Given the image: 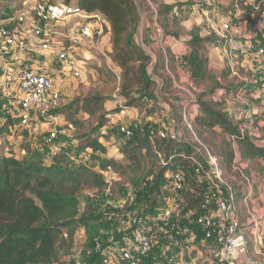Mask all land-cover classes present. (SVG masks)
<instances>
[{
  "label": "trees",
  "instance_id": "obj_1",
  "mask_svg": "<svg viewBox=\"0 0 264 264\" xmlns=\"http://www.w3.org/2000/svg\"><path fill=\"white\" fill-rule=\"evenodd\" d=\"M57 4L78 8L88 17H98L102 21L104 32L110 36L111 59L121 70L118 99L123 102V106L119 109L113 112L105 111V103L110 100L97 95H89L74 102L78 111L97 122L95 128L82 135L85 140L75 150L77 155L74 159L83 163L81 155L87 151L94 154L107 152L101 142L107 137V132H102V129L107 126L112 116L129 109H140L144 100L156 99L154 86L157 82L149 70V64L152 63L153 72H160L165 66L164 54L159 51L153 59L138 44L136 32L141 17L137 0H60ZM255 4L258 10H254L252 6H244L241 10L250 28L264 14V0H256ZM9 10L10 13L0 16V20L15 18L22 11V3L18 10L12 7ZM252 16L254 20H251ZM154 18L162 30L163 40L172 39L177 44L181 36L188 37L184 44L178 43L180 47L186 48L185 53L179 56L184 58L188 80L196 91L193 103L196 110L191 119L190 133L197 141L192 145L183 140L167 138L160 143L147 140L136 133V136L127 139L126 144L119 150L120 156L129 162L126 169H139L144 158L157 156V153L162 157L163 163L158 172L159 179L176 172L177 165L186 166L198 162L208 169L207 160L200 155V151L206 149L216 159L221 175L232 172L235 164L243 163L248 165V169L255 168L264 180V125L259 124V121H264V114L263 118H254L253 125L259 131V136L242 133L243 121L234 122L229 119L224 97L215 99L217 95H221L228 88L231 90L233 86V83L229 86L222 84L230 75V70H222L220 77H217L208 66V45H219L223 40H219L214 33L201 36L198 28L186 30L179 26L183 19L178 18L173 5L159 4ZM164 51L168 53V49ZM174 59L178 61L174 55L167 60V65L172 69L176 65ZM166 79L168 80L165 81L163 89L171 85V79ZM199 88L203 89L198 90ZM174 100L177 103L183 101L182 98ZM65 109L67 108L53 110L48 115L56 118L62 115ZM179 115L182 120L181 113ZM45 120L46 117L42 119ZM13 125L10 116L0 118V140L3 141L0 142V264H64V257L70 255L74 248L75 230L80 221L78 194L83 186L94 188L95 193L105 190L108 187L105 174L115 162L109 160L96 169L88 168L84 164L77 166L64 148L60 152L48 154V157H51V166H47L38 158H28L27 150L24 157L17 158L10 150L6 152L8 148L5 146L6 137L13 135ZM72 126L79 129L83 124L73 121ZM205 133L218 138L219 150L207 142ZM233 145L237 146V150H233ZM176 149H179V152H176ZM243 173L249 176L247 170ZM235 174L240 177L238 173ZM168 181H171L170 178ZM188 181L184 175L183 190L185 191V186L188 189L183 195L189 203V213L195 218L199 214L202 198L195 196L194 191L204 193V190H199V185L190 184ZM110 182L113 185L112 180ZM135 186L138 187L139 184L136 182ZM228 187L230 190L224 188V192L226 196L232 195L239 211L240 223L244 224V197L233 183ZM157 189L158 184L151 194L146 196V202L150 203L147 214L155 215L158 211L155 208L157 200L153 198ZM128 212L129 210L126 211ZM115 213L121 214L122 211L117 210ZM83 215L84 212L81 214L82 219ZM175 219L177 220L176 217ZM179 222L187 225V220ZM106 226L109 227L107 224ZM195 231L201 240L200 232L197 229ZM162 248L163 252L159 253L161 258L172 256L177 259L173 245L164 243ZM141 264H152L151 256L144 258Z\"/></svg>",
  "mask_w": 264,
  "mask_h": 264
},
{
  "label": "rangeland",
  "instance_id": "obj_2",
  "mask_svg": "<svg viewBox=\"0 0 264 264\" xmlns=\"http://www.w3.org/2000/svg\"><path fill=\"white\" fill-rule=\"evenodd\" d=\"M58 1L60 0H0V16L9 14V8L11 7L18 10L21 7V3L22 8L25 6L27 10L31 11L38 3L43 2L55 5ZM236 1L238 0H232L230 7H220V4L207 7L202 0H137L141 17V22L136 32L137 42L145 53L153 59L156 58L159 51H163L164 54L165 66L160 72H153L152 63L149 64V70L157 82L154 86L156 99L144 100L143 107L137 109V115L128 116L124 112L123 114L119 113L114 117L112 116L110 121L108 119L107 126L102 129V132H107V137L101 140L107 148L105 154H94L91 151H87L81 155L83 158L82 164L93 169L99 168L104 162L113 160L115 162L114 166L105 174L107 179L112 180L113 185H111L112 187L108 186L99 193H95L94 188L83 186L78 194L80 200V221L75 230L74 248L70 255L64 257V264H73L77 258L84 257L87 251L92 249L93 239L97 236L105 241L111 229L105 224V216L107 213L120 210L122 211L121 214H125L127 210H135L140 215L150 216V214L146 213L150 208V203H147L145 199L148 194H151L150 192L156 184L159 185V189L154 191L153 194V198L157 200L156 209L170 207L174 211V216L178 221L183 222L187 218L190 220L194 219L192 215L190 216L188 209L189 203L185 201L183 195L188 187L185 186V191L174 192L171 187V182L168 181L166 176L159 179L158 172L163 163L162 157L158 153L157 156L144 158L139 169H126L129 162L120 156L119 150L126 144L127 139L124 138L120 128H125L133 132L134 136H136V133H139L147 140L154 142L158 141L162 143L170 135L176 136V139L179 141L183 140L192 145L197 141L190 133L192 131L191 126L188 127L187 125H190L191 119L195 115L196 108L193 106V103L195 102L196 91L191 87L188 74L184 71V66L177 65L176 67L174 64L175 66L172 69L167 65V60L172 55H167L164 50L170 48L172 42H176L172 39L161 40L159 38L158 33L161 35L162 30L156 23L154 17L159 4L173 5L177 11L178 18L183 19L181 21L182 24L179 26L183 28H198L201 36H206V33L212 30V22L219 26L220 8H222V15H224L225 11L227 13H236L238 10H242V7H244L243 2ZM235 5L238 7L237 11ZM5 22H9V19L0 20V24ZM75 24L80 25L81 23L79 21H71L69 27L71 28ZM65 25L66 23H63L55 30L59 33H64ZM187 40V36H181L177 42L182 45ZM221 47L222 43L219 45H208L206 51L208 66L212 74L217 77H220L222 70H230V75L225 81H222V84L229 86L233 83V86L231 90L228 88V91H223L215 99H220L219 97L223 96V99L226 101L225 110L229 119L237 122L240 118V121H243L241 123L242 127H245L248 124L244 120L243 115L247 110H250H244L243 108L246 105H242L241 103H249L250 98H246V96L255 89L247 87L248 83L252 81L251 77L249 78L247 74L245 76L240 75V72L234 65L236 60L238 61L241 58L240 55L237 54V57L233 60L234 62L231 59L228 62L225 57L226 53L222 51ZM185 49L184 47L183 52ZM24 57L29 58V61L25 65L32 68L35 72L41 71V68L44 67L43 65H52V69L55 71L54 73L61 69L59 79H66L67 83L64 96L62 97L63 100L58 110L64 107L67 109L63 111L62 115L56 118H51V116L46 115L45 121H42L45 117L37 118L35 122L30 124L29 128L22 127L19 123L18 113L15 108L17 107L18 98L14 92V87L6 92L0 87V118L10 116L14 124L11 128L13 135L6 137L5 146L8 148L6 152L10 150L12 154H15V157L21 159L25 156V150H27L28 158H38L45 164L52 165L51 157H48V154L50 155V152H60L64 148L63 150L70 155V159L74 160V157L77 155L76 148L85 140L82 139V135L97 125L94 118L89 119V117L78 111L74 102L89 95H97L110 100L105 103V111L113 112L119 109L120 106H123V102L118 99V88L121 84V70L111 59L110 36L104 32L103 27L102 35L96 38L94 42H84L75 48L73 52L74 64L80 69V77L76 79H72L70 73H64L62 65H59L55 60L53 62L50 60L43 62L44 59L36 57L34 52H31L29 55L22 54V58ZM255 64L257 65L256 62ZM231 66L234 68L233 72ZM59 73L57 74L59 75ZM168 77L171 79V85L167 89H163L164 84H166L165 81L168 80L166 78ZM244 79L246 80L243 81ZM201 89L203 88H199L198 90ZM235 93L241 97L244 95V98H227L231 94L232 97L235 96ZM175 98H182L183 101L177 103L174 100ZM180 113L182 120L180 119ZM184 115L186 119H184ZM73 121L80 122L83 126L76 129L72 126ZM253 123L254 117L253 122L249 125V133L259 136L260 133L254 127ZM259 124L264 125V121H259ZM51 131L61 132L55 143L48 142V135ZM161 135H164L165 139H162ZM204 137L207 139V142L209 141V144L215 146L217 150L220 149L218 138L209 133H205ZM0 142L3 141L0 140ZM232 148L233 150H237L236 145H233ZM198 151L200 150L198 149ZM202 151H200V155L207 158L205 150ZM176 152H179V149H176ZM76 165L78 166V164ZM176 167L187 177L190 184H197L199 185V190H204V193H199V191L195 190L194 195L197 197H202L203 194L211 192L213 185H217L218 190L226 196L224 188L230 190L228 186L231 183L238 189L242 197H245L250 190L256 196L264 192L263 178L255 168L248 169L247 164H235L232 167V172L224 176L221 175L220 182H216L210 165H208V169L205 167L200 169L194 162L190 165H177ZM244 170H247L249 176L243 173ZM235 173H238L240 177ZM136 182L139 184L138 187L135 186ZM82 212H84L83 219L81 217ZM242 229H245V227ZM128 234L123 233L122 235ZM117 236L119 235L116 234L115 237ZM198 237L197 235L194 242L185 243V241H180L178 246H174V252L179 255L178 263L180 261L183 264H190L191 262L207 264L206 260L209 254V247L202 245Z\"/></svg>",
  "mask_w": 264,
  "mask_h": 264
},
{
  "label": "built area",
  "instance_id": "obj_3",
  "mask_svg": "<svg viewBox=\"0 0 264 264\" xmlns=\"http://www.w3.org/2000/svg\"><path fill=\"white\" fill-rule=\"evenodd\" d=\"M202 1L210 3L217 0ZM238 1L258 10L256 0ZM235 8L237 11L236 5ZM238 12L241 10L236 13ZM71 21H79L81 24L76 23L70 28L68 25ZM231 22L232 19L224 24L225 31H229ZM63 23H66L64 33H59L55 29ZM102 32V21L98 17L90 18L83 10L62 4L38 3L31 11L24 6L15 18L0 24V87L5 92L14 87L18 98L15 108L22 127L29 128L37 118H44L62 103L60 87L44 72H35L27 67L25 63L29 58H22V54L34 52L36 57L44 59L43 62L55 60L62 65L64 73H70V77L76 79L80 77V69L74 64L75 48L84 42H94ZM246 50L256 59L264 58V42H250ZM233 70L234 68L232 72ZM261 86L264 88V79ZM123 112L134 116L138 110ZM243 117L248 126H243L241 132L249 133V125L253 122L252 112L247 110ZM120 131L125 139L133 137V132L125 128H120ZM60 133L51 131L48 142H57ZM249 135L253 136L251 133ZM161 138L165 139V136L161 135ZM169 138L176 140L174 135ZM205 153L216 182H220L221 173L216 159L206 149ZM73 161L75 164H82L78 159ZM195 163L202 169L198 162ZM167 178H170L174 192L184 189V174L179 170ZM107 182L110 187V180L107 179ZM201 198L199 214L193 220L187 218V225H182L175 219L170 207L158 209L155 215L150 216L140 215L135 210L125 214L107 213L105 221L111 229L105 241L99 236L94 238L92 249L84 257L74 260L73 264H141L149 256L152 264H176L172 256L161 258L159 253L163 252V244L178 246L180 241L194 242L197 237L195 229L201 234L199 241L209 247L207 264H238L239 247L236 236L245 229L249 231L256 247H264V214L258 216L254 211L255 197L252 190L247 192L242 201L246 210L244 224L240 223L239 211L232 195L224 196L217 185H213L212 191L203 194ZM123 233L129 234L122 235ZM116 234L119 236L115 237Z\"/></svg>",
  "mask_w": 264,
  "mask_h": 264
},
{
  "label": "crops",
  "instance_id": "obj_4",
  "mask_svg": "<svg viewBox=\"0 0 264 264\" xmlns=\"http://www.w3.org/2000/svg\"><path fill=\"white\" fill-rule=\"evenodd\" d=\"M232 0H217L214 2L207 3L205 5L207 7H213L216 4H220V7H230ZM222 8H220V21L219 26L212 22L211 31H208L206 35L210 33H214L219 40L222 41V51L225 54L226 60L229 62L231 59L234 62V58L237 57V54L240 55L241 58L236 60L234 65L236 66L237 70H242L240 75L245 76L246 74L251 77L252 81H250L247 85L248 88L255 89L253 92L249 93L246 98H250L249 103H241L242 105H246L243 109H249L252 112L254 118H263L264 112V88L261 86V83L264 79V58L263 59H256L252 57V55L248 54L246 47L250 42H264V14L261 16L259 20L255 22V24L250 28L248 23L245 19V16L242 15L243 11L238 13H227L225 11L224 15L221 14ZM232 19L230 24L229 31H225L223 29L224 24L227 23L228 20ZM253 20V16L251 17ZM208 21V20H207ZM185 22V21H184ZM210 23V22H209ZM185 28V27H184ZM186 30H190L192 28H185ZM159 38L162 40V32L159 35ZM167 55H174L179 61L176 62V67L184 66L185 61L184 58L181 59L179 54L185 53L183 52V48L177 43H171L170 48H168ZM228 55V56H227ZM257 63V65L255 64ZM44 67L41 68V72L47 74V76L60 87L62 97L64 96V90L66 89V79H59L60 78V70L56 73L52 69V65H43ZM230 67V66H229ZM233 66H231L232 70ZM178 70V68H176ZM184 71L188 74V70L184 68ZM59 73V75L57 74ZM55 75V76H54ZM61 80V81H60ZM240 80V79H239ZM244 79L243 81H245ZM227 98H244V95L241 97L239 94L235 93V96L232 97V94L227 96ZM63 100V98H62ZM230 105V103H229ZM240 108V107H239ZM241 109L242 111H244ZM239 110V109H238ZM242 111H240L242 113ZM124 112H122L123 114ZM240 120V118H239ZM47 166H51L50 164H46ZM255 197V207L254 211L257 213L258 216L264 214V192L260 193L258 196L254 195ZM248 230L241 231V234L236 236V243L239 247L238 250V264H264V247L258 248L253 244V238L248 233ZM199 244V243H198ZM202 245H207L206 243L201 242ZM194 249V248H193ZM178 257L176 259V264H183L178 263ZM209 260V254L207 257V262ZM190 264H198L196 262H191Z\"/></svg>",
  "mask_w": 264,
  "mask_h": 264
}]
</instances>
